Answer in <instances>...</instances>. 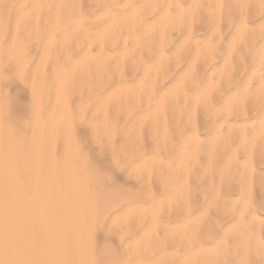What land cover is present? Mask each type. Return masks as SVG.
Returning a JSON list of instances; mask_svg holds the SVG:
<instances>
[{
  "label": "rangeland",
  "instance_id": "374dc122",
  "mask_svg": "<svg viewBox=\"0 0 264 264\" xmlns=\"http://www.w3.org/2000/svg\"><path fill=\"white\" fill-rule=\"evenodd\" d=\"M263 4L0 0V190L58 237L31 227L36 264H264Z\"/></svg>",
  "mask_w": 264,
  "mask_h": 264
},
{
  "label": "bare ground",
  "instance_id": "6f19581e",
  "mask_svg": "<svg viewBox=\"0 0 264 264\" xmlns=\"http://www.w3.org/2000/svg\"><path fill=\"white\" fill-rule=\"evenodd\" d=\"M264 6V4H263ZM262 6V7H263ZM261 7V8H262ZM263 10H264V7H263ZM258 11V10H256ZM262 13H264V11H262ZM264 20V19H263ZM262 21V20H261ZM1 127V125H0ZM1 134V133H0ZM2 138H0L1 140ZM2 142V141H1ZM0 142V143H1ZM6 151V150H5ZM1 159V158H0ZM6 161V160H5ZM3 162V161H2ZM1 163V162H0ZM1 166V165H0ZM3 168V167H2ZM11 175H13L11 173ZM13 177V176H11ZM14 178V177H13ZM12 179V178H11ZM1 181V180H0ZM7 181V180H6ZM12 182L11 181V186L12 187ZM4 184V183H3ZM7 184V183H6ZM10 185V184H8ZM8 185H5V187L7 186V189H8ZM12 189L8 190V191H11ZM19 196L17 194H14L13 191H11L10 193H7V191H4L3 189V192L2 190H0V264H36V257L39 256L40 253H38V255L36 256V253L34 252L35 250H38L40 247L37 245V247H35L36 245L34 244V241H35V238L32 234V226L33 228L36 229V231H38L40 228L44 229L42 230V235L44 234L45 237H46V240H45V244H51V242H53L54 239L51 238V234L53 233V231H49V229H47V227L50 225L48 224L47 227H44L46 226L47 224L44 223L45 220H43L42 223H44L43 225H40L38 226V213H39V207L36 206V204H32V211L31 213L29 212V216H31L30 220L32 222H30V226H27L26 223L23 222V219L22 218V213H21V204L20 203V199L18 198H15V196ZM21 196H19L20 198ZM23 198V197H22ZM22 200V199H21ZM37 202V201H36ZM35 203V202H34ZM39 203V202H37ZM28 204V202H27ZM25 205V204H23ZM22 205V207H23ZM27 206V205H26ZM43 208V207H42ZM25 209V208H24ZM31 209V208H30ZM29 209V210H30ZM47 209V208H46ZM46 209H43L46 210ZM24 211V210H23ZM22 211V212H23ZM41 211V210H40ZM42 212V211H41ZM47 212V211H45ZM43 213V212H42ZM28 215V214H27ZM23 217H25V215H23ZM40 218V217H39ZM27 220V219H26ZM40 220V219H39ZM42 220V219H41ZM40 222V221H39ZM47 222V221H46ZM49 222V221H48ZM51 222V221H50ZM41 223V222H40ZM29 225V224H28ZM29 227V228H28ZM38 227V230L37 228ZM51 228V227H50ZM34 231V232H36ZM39 232V231H38ZM32 233V234H31ZM37 233V232H36ZM38 234V233H37ZM39 234H41L39 232ZM55 234V233H54ZM53 234V235H54ZM36 235V234H35ZM56 236V235H54ZM39 237H41V235H39ZM38 237V238H39ZM53 237V236H52ZM57 237V236H56ZM38 238H36L38 240ZM42 238V237H41ZM55 238V237H53ZM58 238V237H57ZM55 238V239H57ZM62 238V237H60ZM45 239V238H44ZM52 239V240H51ZM36 240V241H37ZM43 240V239H42ZM42 240H41V243H42ZM56 240H54V243H55ZM65 241H66V238H65ZM59 243H61L59 240H58ZM64 242V240H63ZM36 243V242H35ZM43 243V244H44ZM65 243V242H64ZM39 244V242H38ZM44 244V245H45ZM56 244V243H55ZM63 244V243H62ZM40 245V244H39ZM64 245V244H63ZM48 246V245H47ZM53 247V245H51ZM50 246V247H51ZM35 247V250H33ZM39 247V248H38ZM42 247V245H41ZM49 247V246H48ZM47 247V250H49ZM49 247V248H50ZM56 247V246H54ZM53 247V248H54ZM57 247H60V245H58ZM64 247V246H63ZM37 248V249H36ZM44 248V247H43ZM42 248V249H43ZM53 248H50V250H52ZM62 248V247H60ZM60 248H57V249H60ZM65 249V248H64ZM67 249V247H66ZM45 250V251H47ZM41 251V250H40ZM39 251V252H40ZM45 254V251L42 250ZM41 252V253H43ZM48 252V251H47ZM48 253H50V251ZM65 253V252H64ZM45 254V256H46ZM56 254V253H54ZM62 255V254H61ZM60 255V256H61ZM64 255V254H63ZM68 255V254H67ZM43 256V255H42ZM53 256V255H52ZM57 256V255H56ZM65 256V255H64ZM40 257V256H39ZM38 257V258H39ZM49 257V256H48ZM55 257V256H54ZM67 257V256H66ZM65 257V258H66ZM44 258V257H42ZM47 258V257H45ZM57 258V257H56ZM48 259V258H47ZM51 259V261L53 260L52 258H49ZM42 260V259H40ZM56 260V259H55ZM50 261V263H51ZM42 262V261H40ZM38 262V264L40 263ZM56 262V261H55ZM46 263V262H45ZM49 263V264H50ZM52 263H54L52 261ZM51 263V264H52ZM40 264H43V263H40ZM48 264V263H47ZM55 264V263H54Z\"/></svg>",
  "mask_w": 264,
  "mask_h": 264
}]
</instances>
